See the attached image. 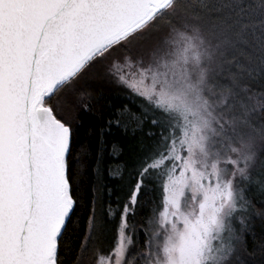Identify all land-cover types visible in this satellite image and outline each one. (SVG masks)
<instances>
[{"label": "snow or ice", "instance_id": "obj_1", "mask_svg": "<svg viewBox=\"0 0 264 264\" xmlns=\"http://www.w3.org/2000/svg\"><path fill=\"white\" fill-rule=\"evenodd\" d=\"M94 71L147 102L140 115L122 105L108 129L135 122V133L148 120L158 131L147 132L153 143L115 203L101 196L112 190L97 168L73 264L89 253L94 264L264 257V242L249 253L243 240L246 185L264 145V0H0V264H66L65 233L85 200L69 97L88 110L81 82ZM108 174L125 176L119 165ZM148 182L162 210L140 229L143 251H132L129 217ZM101 218L116 228L108 252Z\"/></svg>", "mask_w": 264, "mask_h": 264}, {"label": "trees", "instance_id": "obj_2", "mask_svg": "<svg viewBox=\"0 0 264 264\" xmlns=\"http://www.w3.org/2000/svg\"><path fill=\"white\" fill-rule=\"evenodd\" d=\"M81 87L86 90V94L90 97L88 110L84 111L75 107L79 104L76 94L69 97V107L72 113L76 115L77 133L73 158L80 161L78 167L84 172L81 180L85 200L77 209L76 218L68 225V230L65 233V240L68 242L64 253L66 264H73V260L79 252L86 218L90 215L88 203L90 193L88 189L97 181V168L100 170L99 179L102 184L112 190V196L108 197L102 188L101 196L115 203L117 197L123 196L120 186L127 182L128 173L132 171L138 157L143 155L144 150L153 143V138L148 136L147 132L158 131L148 120L144 122L142 130L137 129L135 133L131 131L135 122H132L127 132L116 127L108 129L107 121L122 105H127L131 114L140 115V106H147V102L138 96L133 99L132 94L127 89L117 87L102 71L90 73L81 82ZM114 143L120 148L119 156H114L112 153L111 146ZM97 160H100L99 165ZM117 165L125 173L123 181L108 174V170H115ZM250 171L253 182L246 185L245 195L253 207L250 209L246 231L243 234L244 247L249 253L258 249L259 245L264 242V186L261 185V182H264V145H258L256 159ZM160 195V189L154 182H148V188L142 190V200L140 206L137 207L136 215L129 217V220L134 221L137 225V236L134 238L137 243L132 251H143L146 236L140 229L155 211L162 210L159 209ZM98 228L102 242L99 246L104 252H108L116 238L115 225L101 218ZM81 258L83 264L87 261L88 264H94L95 253H89ZM261 259L264 257L259 255L252 257L255 264H259Z\"/></svg>", "mask_w": 264, "mask_h": 264}, {"label": "rangeland", "instance_id": "obj_3", "mask_svg": "<svg viewBox=\"0 0 264 264\" xmlns=\"http://www.w3.org/2000/svg\"><path fill=\"white\" fill-rule=\"evenodd\" d=\"M84 264H88V261L86 263H84Z\"/></svg>", "mask_w": 264, "mask_h": 264}]
</instances>
